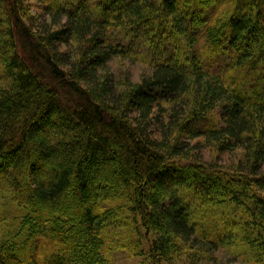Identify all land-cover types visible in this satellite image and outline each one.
I'll return each mask as SVG.
<instances>
[{"label": "trees", "instance_id": "obj_1", "mask_svg": "<svg viewBox=\"0 0 264 264\" xmlns=\"http://www.w3.org/2000/svg\"><path fill=\"white\" fill-rule=\"evenodd\" d=\"M44 3L0 0V264H264V0Z\"/></svg>", "mask_w": 264, "mask_h": 264}, {"label": "rangeland", "instance_id": "obj_2", "mask_svg": "<svg viewBox=\"0 0 264 264\" xmlns=\"http://www.w3.org/2000/svg\"><path fill=\"white\" fill-rule=\"evenodd\" d=\"M25 4L26 14L28 17L35 21L36 24L43 23V5H45L44 0H23ZM109 70L112 73L114 80H117L118 83L125 82L127 79L131 84H137L141 78L149 72L144 66L138 65L128 59H115L109 65ZM199 140L189 143L193 146L191 154L196 159L200 158V161L203 164L218 165L220 167H235V163L239 160L238 154H223L217 155L214 150L209 147H205ZM199 143V148L195 143ZM67 213H70V210H67ZM69 214V215H70ZM185 260V259H184ZM181 261V260H180ZM109 264H141V259L138 257H132L124 252H115L110 256ZM177 264H186L181 261ZM189 264V263H187ZM194 264H242L238 261L232 260L229 256L223 254H215L214 261L203 262V261H194Z\"/></svg>", "mask_w": 264, "mask_h": 264}]
</instances>
